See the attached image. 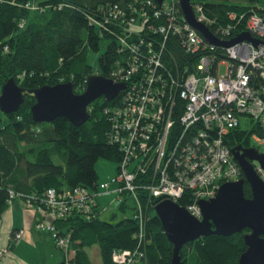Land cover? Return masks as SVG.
<instances>
[{
    "label": "trees",
    "instance_id": "16d2710c",
    "mask_svg": "<svg viewBox=\"0 0 264 264\" xmlns=\"http://www.w3.org/2000/svg\"><path fill=\"white\" fill-rule=\"evenodd\" d=\"M262 1L191 0V3L202 6L207 16L215 20L213 26L231 23L234 29L230 40L245 31V20L231 21L227 14L235 12L247 17L257 12L264 15V6L254 4ZM26 3L33 8L26 7ZM133 3L132 0H0V89L13 77L25 90L24 103L15 112L5 114V123L0 121V216L10 201V191L46 213L42 201L47 189L60 192L78 185L90 193L96 192L99 184L95 164L100 158L114 162L117 174L123 153L119 143L110 139L113 130L110 114L113 108L122 105L123 92L110 100L103 96L94 99L87 107V120L74 125L64 117L50 123L35 122L30 112L35 98L27 91L68 81L73 91L80 93L89 75L116 78L128 63L143 59L148 39L151 38L152 47H156L162 35L144 38L137 52L121 50L120 24L111 17L114 6L128 12ZM179 13L180 16L181 10ZM169 33L163 50L159 51L161 68L158 70L170 79L176 77V69L179 73L194 72L202 50L186 52L179 36ZM102 46L105 50L93 69L86 61L87 52H97ZM215 46L217 56L223 57L224 46ZM259 81L258 84H263ZM181 102L177 98L173 108L176 144L182 141L183 133L178 121ZM251 133L240 126L233 129L230 148L250 147ZM243 192L246 197L251 196L247 182ZM136 196L146 217L140 244L135 237L138 231V223L133 219L135 199L128 193H119L118 210L131 212L114 223L100 219L96 204L89 214L74 211L66 217L52 218L57 235L68 240V250L61 249L65 259L56 264H92L86 247L93 245L98 248L100 264H115L114 251L133 249L140 250L141 255L128 264H170L173 245L154 212L159 199L148 197L140 189ZM178 203L185 206L184 198ZM246 232L245 228L229 236L212 234L188 241L179 250L181 264H238L245 250L243 235Z\"/></svg>",
    "mask_w": 264,
    "mask_h": 264
},
{
    "label": "built area",
    "instance_id": "2783aa9c",
    "mask_svg": "<svg viewBox=\"0 0 264 264\" xmlns=\"http://www.w3.org/2000/svg\"><path fill=\"white\" fill-rule=\"evenodd\" d=\"M132 1L128 12L114 6L111 11L114 15H110L113 22L120 24L121 50L137 52L144 38L156 34L163 38L156 47H152L149 38L143 59L128 63L116 78L107 77L124 84L120 90L123 103L110 114L113 129L110 139L119 143L123 156L117 174L109 182L99 184L98 189H107L109 183H115L113 192L133 196L136 205L133 219L138 223L135 237L140 244L146 217L136 196L138 189L159 200L177 202L184 198L187 211L200 219L199 201L214 197L222 183L241 177L242 171L232 157L229 144L230 133L240 126L241 115L247 116L251 124L247 130L252 132L250 147L264 154V44L255 47L251 42L241 41L223 47V57H220L216 46L207 43L183 19L182 13L179 16L178 0H162L160 5L154 0ZM191 5L195 19L215 36L221 40L232 36L231 23L213 26L215 20L207 16L199 3ZM25 6L33 8L29 3ZM227 19L237 22L244 19L245 31L264 40V15L253 12L244 17V14L229 12ZM170 31L179 36L186 52L202 50L194 72L179 73L176 69V77L171 79L158 70L161 68L159 51L163 50ZM221 65H224L223 73H219ZM177 98L182 101L178 121L183 133H187L185 138L182 133L179 144L175 143L176 115L173 113ZM253 164L264 181V169L257 162ZM98 194L99 191L90 193L82 186L60 192L50 188L42 202L52 217H66L74 211L89 214ZM17 196L9 192L10 200ZM26 202L33 206L29 200ZM36 228L50 230L56 246L68 250L67 238L57 235L52 221L45 224L40 221ZM22 236L23 230H17L10 241L17 242ZM8 252L7 247H0V261ZM137 255H141L137 249L116 250L112 259L115 264H128Z\"/></svg>",
    "mask_w": 264,
    "mask_h": 264
},
{
    "label": "water",
    "instance_id": "95a60500",
    "mask_svg": "<svg viewBox=\"0 0 264 264\" xmlns=\"http://www.w3.org/2000/svg\"><path fill=\"white\" fill-rule=\"evenodd\" d=\"M154 1L159 5L162 2ZM178 4L183 19L210 44L227 47L240 41H249L254 46L264 43L251 37L247 31L221 41L207 26L195 19L191 0H178ZM123 88V83L99 74L89 75L80 93H75L68 81L43 85L27 91L35 98L30 107L31 117L37 123H50L58 117H64L72 124L79 125L87 120V107L94 99L100 96L107 100L113 99ZM24 92L13 77L8 78L0 89V111L9 114L18 110L24 103ZM231 153L243 176L222 183L214 197L199 201L201 219L193 217L184 207L169 199L154 205L155 215L173 245L170 264H181L179 250L188 241L212 234L229 236L245 228L248 229L243 235L245 250L240 254L238 264H264V181L253 164L257 162L264 169V154L253 147L244 148L240 145L231 148ZM245 182L249 184L250 197L244 195Z\"/></svg>",
    "mask_w": 264,
    "mask_h": 264
},
{
    "label": "crops",
    "instance_id": "0c3cea01",
    "mask_svg": "<svg viewBox=\"0 0 264 264\" xmlns=\"http://www.w3.org/2000/svg\"><path fill=\"white\" fill-rule=\"evenodd\" d=\"M110 177H113L111 172L104 177L102 175V179ZM104 182L97 181L99 184ZM52 218L43 210L28 206L23 198L11 199L0 216V247L9 249L0 264H56L64 260L66 256L56 246L51 231L36 228L38 221L45 224ZM17 230H23L22 238L17 242L10 241L12 233Z\"/></svg>",
    "mask_w": 264,
    "mask_h": 264
},
{
    "label": "rangeland",
    "instance_id": "374dc122",
    "mask_svg": "<svg viewBox=\"0 0 264 264\" xmlns=\"http://www.w3.org/2000/svg\"><path fill=\"white\" fill-rule=\"evenodd\" d=\"M254 4L264 6V0L258 3L254 2ZM104 50L105 48L102 46L97 52H94L93 50H89L87 52L86 61L93 69H96L98 65V57L100 56L101 53L104 52ZM223 72H224V65H221L219 68V73H223ZM239 120H240V127L242 129L244 130L250 129L251 124L249 123V118L247 116L241 115L239 117ZM0 121L3 123L7 121L5 114L2 113L1 111H0ZM252 143L253 142L251 141V145ZM95 167L98 170L97 180L99 183L102 180H105V182H109L110 179L112 178L110 177L109 179L108 178L102 179V175L104 177L106 174L111 172V174L114 177L116 174V164L114 162L105 160L103 158H100L97 160ZM115 186H116L115 183H109V187L107 189H103V190L97 189V191H99L100 194L96 196L97 209H99L100 219L111 222V223H114L117 220L129 215L131 212L129 211V209H127L126 213H121L118 210V205L120 201H119V197H117L118 194L116 192H113V189H115ZM60 251L63 253L62 250ZM86 251L89 254L92 264L100 263L99 252H98V248L96 245L86 247Z\"/></svg>",
    "mask_w": 264,
    "mask_h": 264
},
{
    "label": "bare ground",
    "instance_id": "6f19581e",
    "mask_svg": "<svg viewBox=\"0 0 264 264\" xmlns=\"http://www.w3.org/2000/svg\"><path fill=\"white\" fill-rule=\"evenodd\" d=\"M202 4V3H201ZM203 5V4H202ZM204 7V6H203ZM210 30V29H209ZM211 31V30H210ZM198 32V31H197ZM212 32V31H211ZM199 33V32H198ZM200 34V33H199ZM212 34L214 35V33L212 32ZM250 34V33H249ZM201 35V34H200ZM202 36V35H201ZM215 36V35H214ZM216 38H218L217 36H215ZM252 37V36H251ZM203 38V37H202ZM254 38V37H253ZM204 39V38H203ZM219 39V38H218ZM257 39V38H256ZM219 40H221V39H219ZM261 40V39H260ZM222 41V40H221ZM262 41H264V40H262ZM207 42V41H206ZM241 42V41H240ZM249 42V41H248ZM208 43V42H207ZM238 43V42H237ZM210 44V43H209ZM261 44V43H260ZM264 44V43H263ZM214 45V44H213ZM259 45V44H258ZM257 45V46H258ZM254 46V45H253ZM228 47V46H227ZM256 47V46H255ZM230 150H231V148H230ZM232 157H233V155H232ZM234 159V158H233ZM235 160V159H234ZM78 186V185H77ZM32 196V195H31ZM98 196V195H97ZM19 197V196H18ZM161 200H163V199H161ZM161 200H159V201H161ZM170 200V199H169ZM180 200V199H179ZM38 201V200H37ZM172 201V200H171ZM174 202V201H173ZM36 203V202H35ZM175 203H177L179 206H181V207H184V206H182V205H180L179 203H178V201L177 202H175ZM34 205V204H33ZM185 208V207H184ZM201 208V207H200ZM186 209V208H185ZM187 210V209H186ZM202 212V211H201ZM190 214V213H189ZM191 215V214H190ZM201 218H202V214H201ZM200 218V219H201ZM198 219V218H197ZM41 221V220H40ZM40 221H38V222H40ZM47 230V229H46ZM181 236H183V235H181ZM65 237V236H64ZM181 238V237H180Z\"/></svg>",
    "mask_w": 264,
    "mask_h": 264
},
{
    "label": "flooded vegetation",
    "instance_id": "af4514ba",
    "mask_svg": "<svg viewBox=\"0 0 264 264\" xmlns=\"http://www.w3.org/2000/svg\"><path fill=\"white\" fill-rule=\"evenodd\" d=\"M245 148V147H244Z\"/></svg>",
    "mask_w": 264,
    "mask_h": 264
}]
</instances>
